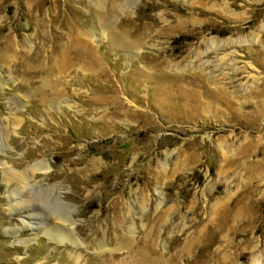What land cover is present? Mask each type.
Listing matches in <instances>:
<instances>
[{"label":"rangeland","instance_id":"rangeland-1","mask_svg":"<svg viewBox=\"0 0 264 264\" xmlns=\"http://www.w3.org/2000/svg\"><path fill=\"white\" fill-rule=\"evenodd\" d=\"M0 264H264V0H0Z\"/></svg>","mask_w":264,"mask_h":264},{"label":"bare ground","instance_id":"bare-ground-1","mask_svg":"<svg viewBox=\"0 0 264 264\" xmlns=\"http://www.w3.org/2000/svg\"><path fill=\"white\" fill-rule=\"evenodd\" d=\"M128 41V40H127ZM126 42V41H125ZM125 42H124V44H125ZM130 44V43H129ZM128 45V44H127ZM135 45V44H134ZM129 47V46H128ZM41 161L40 162H37V163H34L33 165H32V168L33 169H38L39 170V168L41 169V164H43V163H41ZM45 163V162H44ZM32 169V170H33ZM7 177L8 178H12V177H10V176H8L7 175ZM18 182V181H17ZM35 216V215H34ZM37 217V216H36ZM35 217V218H36ZM28 219L30 218L31 219V216H29L28 215V217H27ZM41 220V219H40ZM31 224V222L30 221H23V227H27V226H29L28 224ZM38 224V223H37ZM42 225V224H41ZM31 226V225H30ZM15 231L17 232V230L15 229ZM40 231H41V233H44V234H46V235H48V236H50V237H53L55 240H57V241H59V243L60 242H62L63 240H68V241H71V242H73V240H74V235H72L71 234V232L70 231H68V230H64V229H61L60 228V226H56V225H52V226H48V225H46V224H43L41 227H40Z\"/></svg>","mask_w":264,"mask_h":264}]
</instances>
